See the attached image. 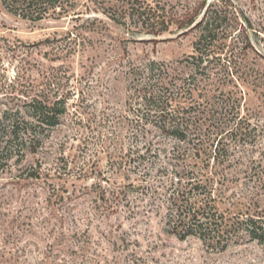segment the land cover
<instances>
[{
	"label": "rangeland",
	"instance_id": "obj_1",
	"mask_svg": "<svg viewBox=\"0 0 264 264\" xmlns=\"http://www.w3.org/2000/svg\"><path fill=\"white\" fill-rule=\"evenodd\" d=\"M156 1L180 12L198 0H76L26 10L31 18L0 0V120L25 94L66 101L36 152L14 150L0 160V264H264L257 241L219 250L170 233L163 209L131 185L145 167L154 174L166 160L164 148L176 142L136 115L134 71L155 60L178 77L172 90L182 83L186 111L206 128L212 122L201 116L205 108L237 106L221 116L225 123L243 117L246 126L237 138H224L234 152L230 178L236 194L254 191L253 173L264 159V0H235L252 27L235 43L234 81L217 79L212 69L194 73L188 58L196 29L112 18ZM140 129L147 134L138 136ZM146 142L161 154L148 152L140 164Z\"/></svg>",
	"mask_w": 264,
	"mask_h": 264
},
{
	"label": "trees",
	"instance_id": "obj_2",
	"mask_svg": "<svg viewBox=\"0 0 264 264\" xmlns=\"http://www.w3.org/2000/svg\"><path fill=\"white\" fill-rule=\"evenodd\" d=\"M5 1L10 11L31 18L26 10L39 5H43L44 10L50 6L65 8L66 3L76 0ZM122 16L119 19L112 15V18L123 24L135 19L152 29L160 26L166 29L173 23L179 28L196 29L195 52L188 58L194 73L212 69L219 80L234 81L239 77L233 59L235 43L240 40L239 35L252 27V19L235 0H198L187 3L180 12L170 10L162 1L139 6L132 4ZM134 74L137 81L132 87L138 102V121L153 123L176 142L171 148H164V163L155 161L159 168L154 174L152 169L145 167L138 183L131 185L141 189L163 209L167 230L181 239L197 236L208 247L219 250L241 241L264 244V207L261 205L264 159L259 164L261 168L253 173L257 182L254 191L236 194L230 178L229 167L234 152L231 143H224V138H237L233 135L242 134L246 126L243 117L225 123L221 116L229 115L237 106L226 103L222 109L218 106L217 109L214 106L205 108L201 116L210 115L214 126L208 124L206 128L200 116L192 120L193 104L189 106L190 112L186 111L187 96L182 83L176 91L172 90L178 77L172 75L164 63L152 60ZM190 94L194 95V91ZM19 102L16 108L6 110V120H0V160L11 158L14 150L36 152L49 128L58 125L66 111L65 100L47 99L39 94H25ZM237 111L234 116H238ZM196 114L200 115V112ZM217 121L222 124L215 125ZM146 132L140 129L137 135H146ZM147 143L138 149L140 164L148 152L152 151L158 157L161 154L160 149L154 150Z\"/></svg>",
	"mask_w": 264,
	"mask_h": 264
}]
</instances>
